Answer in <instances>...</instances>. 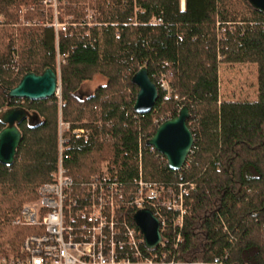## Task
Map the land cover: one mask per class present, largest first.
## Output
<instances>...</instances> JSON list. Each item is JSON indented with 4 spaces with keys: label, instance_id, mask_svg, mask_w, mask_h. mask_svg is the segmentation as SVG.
Returning <instances> with one entry per match:
<instances>
[{
    "label": "trees",
    "instance_id": "1",
    "mask_svg": "<svg viewBox=\"0 0 264 264\" xmlns=\"http://www.w3.org/2000/svg\"><path fill=\"white\" fill-rule=\"evenodd\" d=\"M72 1L67 0L66 14L81 15L80 0L75 8ZM35 3L0 0L7 19L0 28V111L15 100L7 92L25 73L57 71L58 52L64 55L58 68L60 117L57 95L22 99L21 106L35 113L32 122L18 124L21 141L14 161L0 162V218L12 219L51 180L59 117L70 123L63 163L77 182L106 168L128 189L141 172L165 190H186L181 225L169 223L164 246L153 249L164 252L165 261L264 264V13L247 0H184V9L180 0H96L97 23L88 27L89 35L78 25L56 41L49 25L11 26L21 6ZM221 62L257 64L255 101L219 100ZM142 66L158 98L149 113L139 115L133 110L138 89L131 78ZM96 74L106 84L76 97L79 84ZM161 80L168 82L170 97L159 87ZM183 105L194 142L175 171L146 141ZM3 126L0 121V130ZM75 128L86 136H74ZM4 231L0 243L17 247L33 227L11 224Z\"/></svg>",
    "mask_w": 264,
    "mask_h": 264
},
{
    "label": "built area",
    "instance_id": "2",
    "mask_svg": "<svg viewBox=\"0 0 264 264\" xmlns=\"http://www.w3.org/2000/svg\"><path fill=\"white\" fill-rule=\"evenodd\" d=\"M66 3L67 0H36L35 4L23 5L18 10L16 25H49L57 41L59 33H66L70 26L90 27L97 23L96 0L80 1L82 15L75 16V22L62 19L60 11ZM35 11L40 13L39 17L26 16ZM57 57L61 60L56 62L59 68L64 55L57 52ZM159 87L165 98L170 97L167 82L161 80ZM173 98L177 99V95ZM15 101L18 105L23 102ZM58 124V159L51 180L37 188L34 203L23 205L10 219L12 225L33 227V231L15 251L0 252V264H174L164 260V252L145 246L133 214L141 208L152 211L161 234L157 247L164 246L169 223L173 227L181 225L186 212L183 205L186 190L182 188L177 193L165 190L156 182L144 180L141 172L128 189L106 168L77 182L63 163L68 157L65 133L70 130V123L59 120ZM71 132L76 137L87 134L82 128Z\"/></svg>",
    "mask_w": 264,
    "mask_h": 264
},
{
    "label": "water",
    "instance_id": "3",
    "mask_svg": "<svg viewBox=\"0 0 264 264\" xmlns=\"http://www.w3.org/2000/svg\"><path fill=\"white\" fill-rule=\"evenodd\" d=\"M249 4L264 13V0H247ZM137 86L133 110L139 115L149 113L158 98V88L151 81L147 68L140 67L131 78ZM59 90V72L46 68L41 73H25L19 82L7 92L9 98L43 100L57 95ZM0 121L4 125L0 130V162L10 165L14 161L17 147L21 141L18 124L31 119V112L24 108L9 107L0 111ZM32 115V116H31ZM189 109L183 105L175 117L159 123L154 134L146 144L163 155L171 170H179L185 163L194 142L192 131L187 125ZM133 221L143 235L144 244L155 248L161 241L159 221L148 208H141L133 214Z\"/></svg>",
    "mask_w": 264,
    "mask_h": 264
},
{
    "label": "rangeland",
    "instance_id": "4",
    "mask_svg": "<svg viewBox=\"0 0 264 264\" xmlns=\"http://www.w3.org/2000/svg\"><path fill=\"white\" fill-rule=\"evenodd\" d=\"M79 3H77V6L81 7V4ZM67 4L64 6L65 8ZM71 6L75 8V0L72 1ZM64 7L60 11L62 14L61 16L63 17L61 18L66 19L67 21L75 22V16H77L78 13L75 14L73 12L70 14H66ZM80 9L82 11V8ZM76 12L78 11L76 10ZM0 14H1V19H2V22H0V28H3L5 26L7 19L3 13H0ZM81 15H79V17ZM17 22L18 20L13 25H11L13 29L15 30L17 29L15 26ZM70 27L73 30L75 28V26L74 27L70 26ZM88 29L89 28L87 27L86 31L84 32L86 35H89ZM58 60L60 59L56 55V62H58ZM57 71L59 72L58 68H57ZM164 81L167 82L166 80ZM218 81H219L218 87H219V100L220 101H255L257 99V64L256 63H224V62H221L219 63V66H218ZM104 84H106V78L100 74H96L91 80H85L79 84V87L75 91V96L84 98L88 95L93 94V92L98 86H101ZM57 98H58L57 103L59 107L58 115L60 117L61 102H60L59 92L57 94ZM30 112L35 113L32 111ZM72 112H75V111H72ZM59 117H58V123L60 119ZM35 118L37 120L39 119V121H41L42 119L41 117H38V115H35ZM86 122H87V119H84L83 123H86ZM58 130H59V124H58ZM36 199L24 201L21 207L25 204L34 203ZM10 225H11L10 219H8L7 216L0 218V242L1 240H6V237L4 235L5 234L4 230L7 226H10ZM17 247H15V245H13L10 241L2 242L0 243V252L7 253L10 251H15Z\"/></svg>",
    "mask_w": 264,
    "mask_h": 264
},
{
    "label": "flooded vegetation",
    "instance_id": "5",
    "mask_svg": "<svg viewBox=\"0 0 264 264\" xmlns=\"http://www.w3.org/2000/svg\"><path fill=\"white\" fill-rule=\"evenodd\" d=\"M9 107H18V108H23L21 105H18V104H16V101L14 100V101H12V104H11V106H9ZM9 107H7V108H9ZM1 113V112H0ZM32 114V113H31ZM33 115V114H32ZM31 115V116H32ZM25 122H32L33 121V116H32V118L31 119H26V120H24Z\"/></svg>",
    "mask_w": 264,
    "mask_h": 264
},
{
    "label": "bare ground",
    "instance_id": "6",
    "mask_svg": "<svg viewBox=\"0 0 264 264\" xmlns=\"http://www.w3.org/2000/svg\"><path fill=\"white\" fill-rule=\"evenodd\" d=\"M182 9H184V0H181Z\"/></svg>",
    "mask_w": 264,
    "mask_h": 264
},
{
    "label": "crops",
    "instance_id": "7",
    "mask_svg": "<svg viewBox=\"0 0 264 264\" xmlns=\"http://www.w3.org/2000/svg\"><path fill=\"white\" fill-rule=\"evenodd\" d=\"M180 8L182 9V6H181V0H180Z\"/></svg>",
    "mask_w": 264,
    "mask_h": 264
}]
</instances>
